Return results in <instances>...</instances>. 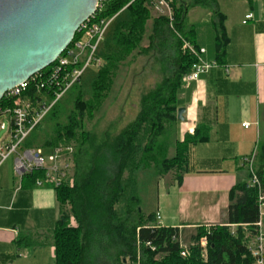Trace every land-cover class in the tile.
<instances>
[{"label": "trees", "instance_id": "obj_1", "mask_svg": "<svg viewBox=\"0 0 264 264\" xmlns=\"http://www.w3.org/2000/svg\"><path fill=\"white\" fill-rule=\"evenodd\" d=\"M99 4L102 7L96 19L113 18L96 54L102 66L96 70L88 98L79 83L67 93L74 100L66 124L52 117L56 121L53 134L39 146L46 153L60 144L74 146L72 185L67 182L55 189L60 210L53 233L56 264H136L138 258L140 264H252L246 241L258 218L257 189L247 188V183L229 191L226 225L197 229L190 238L196 245L190 246L187 258L180 257L179 242L173 240L178 238L177 229L155 226V215L145 216L137 196L138 172H153L156 177L173 172L179 181L186 170L189 146L207 140L197 128L180 142L173 135L181 105L178 97L182 78L195 61L181 49V40L194 45L195 32L185 26L190 8L207 9L212 14L218 65L226 53L225 17L218 10L217 0H173L174 29L169 28L166 19L154 18L149 45L141 49L150 19L146 0H99ZM135 50L139 54L155 52L163 78L141 96L134 121L115 135L97 138L84 131V120H91L102 106L119 67ZM36 95L29 89L32 100L37 99ZM10 105L4 97L0 101V107ZM41 123L30 135L31 147L37 142ZM172 146L174 155L169 157ZM254 168L264 190V147L257 152ZM24 177L34 183L43 173L34 171ZM70 217L74 227L70 226ZM230 226H235L233 233ZM202 237L207 238L204 258L198 246Z\"/></svg>", "mask_w": 264, "mask_h": 264}, {"label": "crops", "instance_id": "obj_2", "mask_svg": "<svg viewBox=\"0 0 264 264\" xmlns=\"http://www.w3.org/2000/svg\"><path fill=\"white\" fill-rule=\"evenodd\" d=\"M217 6L228 37L224 59L197 82L182 86L184 120L174 128L176 141L196 128L207 140L189 146L185 172L168 184L154 211L160 227L177 229L179 245L184 230H193L191 238L198 228L226 225L229 191L249 179L243 160L264 147V0H217ZM248 14L252 19L243 24ZM185 26L195 32L194 46L205 50L203 60L216 62L211 12L190 8ZM5 138L0 130V139ZM34 148L51 151L31 147L29 137L0 165V264H56V191L14 174L18 155Z\"/></svg>", "mask_w": 264, "mask_h": 264}, {"label": "built area", "instance_id": "obj_3", "mask_svg": "<svg viewBox=\"0 0 264 264\" xmlns=\"http://www.w3.org/2000/svg\"><path fill=\"white\" fill-rule=\"evenodd\" d=\"M172 4L173 0H146L148 11L157 18L166 19L169 28L173 30ZM101 7L98 1L95 14L82 24L75 33V35L79 34L77 40L74 41L73 39L52 65L5 94L4 98L11 105L0 107V119L5 120L0 123V130L7 134V138L0 139V165L13 154H17L18 148L30 137L32 131L44 120L54 105L60 102L75 85L80 83L87 69H98L102 66V61L96 57V54L113 18L109 20L96 19V13ZM250 19H252V15L248 14L245 16L243 24ZM181 45L182 51L191 55L195 60L189 73L182 78L183 86L197 82L201 76L219 67L216 62L208 63L203 60L204 49L196 48L186 40H181ZM261 69L264 70V67ZM225 72H228L227 68H225ZM31 88L34 93H37V99L32 100L28 96V91ZM243 127L247 128L248 125L244 124ZM73 156V145L60 144L48 154H45L41 148L26 150L19 154L14 161V174L18 179H21L34 171H41L43 177L36 179V187L50 185L57 189L67 182L71 186L74 169ZM255 158L256 154L254 153L243 160V165L249 173L246 187L257 189L258 211V219L253 225V233L247 235L246 248L254 264H264V190H262L255 172ZM155 218L158 227L160 225L159 214H156ZM74 223L72 220L70 226L75 225ZM230 228L233 233L235 226ZM173 240L178 242L176 238ZM194 245L196 244L179 245L180 257L187 258L190 246ZM147 246L154 250L150 243H147ZM198 246L201 252L206 255L207 238L202 237ZM136 264H140L139 258Z\"/></svg>", "mask_w": 264, "mask_h": 264}, {"label": "water", "instance_id": "obj_4", "mask_svg": "<svg viewBox=\"0 0 264 264\" xmlns=\"http://www.w3.org/2000/svg\"><path fill=\"white\" fill-rule=\"evenodd\" d=\"M99 0H0V101L65 51ZM185 109L176 112L184 120Z\"/></svg>", "mask_w": 264, "mask_h": 264}, {"label": "rangeland", "instance_id": "obj_5", "mask_svg": "<svg viewBox=\"0 0 264 264\" xmlns=\"http://www.w3.org/2000/svg\"><path fill=\"white\" fill-rule=\"evenodd\" d=\"M184 1L189 2L190 0ZM149 17L150 19L145 25V34L140 44V49L146 48L149 45L152 22L154 18H157L153 13H149ZM189 20L190 19L186 20L187 23ZM193 41L195 43L194 37ZM162 64L163 63H161V66ZM96 70L95 68L87 69L79 83L85 98L89 96L90 85L95 78ZM162 78L163 75L160 70L159 57L155 52L139 54V50L133 51L127 60L119 67L112 87L102 106L94 113L91 120L85 118L84 131L91 134L94 133L97 138L104 136V134L115 135L119 133L129 123L135 120L139 112L141 96L153 89L161 82ZM73 100L70 95H66L64 100L57 105L54 111L47 114L45 121L41 123V127L37 133V146H42L43 140H45L47 136L50 137L53 134L56 121H53L52 117H58L57 121L59 123L66 124V117L73 109ZM174 136L175 135H173V137ZM172 155L173 150L171 149L169 151V157H172ZM152 173L138 172L136 174L137 196L141 202V209L145 216L149 213L154 214L162 194H166V190H168L166 187L175 179V174L173 172L163 177H156ZM191 233H193V230H184L181 232V245L187 246L191 244ZM202 257H205L203 253Z\"/></svg>", "mask_w": 264, "mask_h": 264}]
</instances>
